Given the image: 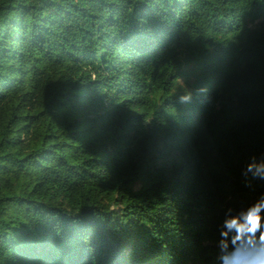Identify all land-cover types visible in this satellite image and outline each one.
<instances>
[{"label":"trees","instance_id":"1","mask_svg":"<svg viewBox=\"0 0 264 264\" xmlns=\"http://www.w3.org/2000/svg\"><path fill=\"white\" fill-rule=\"evenodd\" d=\"M253 159L264 0H0V264H234Z\"/></svg>","mask_w":264,"mask_h":264},{"label":"clouds","instance_id":"2","mask_svg":"<svg viewBox=\"0 0 264 264\" xmlns=\"http://www.w3.org/2000/svg\"><path fill=\"white\" fill-rule=\"evenodd\" d=\"M249 174L253 179L264 180V160L250 161L244 169V175L247 177ZM228 212L231 215L221 226L219 243L222 252L234 247L240 254L234 264H264V194L241 211L235 214L231 210ZM232 229L236 230L234 235L231 234ZM218 259L223 260L225 256Z\"/></svg>","mask_w":264,"mask_h":264}]
</instances>
